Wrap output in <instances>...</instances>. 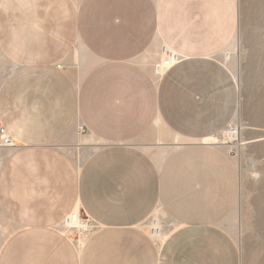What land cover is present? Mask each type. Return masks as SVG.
Here are the masks:
<instances>
[{
    "label": "crops",
    "instance_id": "obj_1",
    "mask_svg": "<svg viewBox=\"0 0 264 264\" xmlns=\"http://www.w3.org/2000/svg\"><path fill=\"white\" fill-rule=\"evenodd\" d=\"M240 16L238 0L0 2V264H241L240 174L212 140L239 111ZM162 46L181 59L158 74ZM75 210L95 225L82 248L61 226Z\"/></svg>",
    "mask_w": 264,
    "mask_h": 264
},
{
    "label": "rangeland",
    "instance_id": "obj_2",
    "mask_svg": "<svg viewBox=\"0 0 264 264\" xmlns=\"http://www.w3.org/2000/svg\"><path fill=\"white\" fill-rule=\"evenodd\" d=\"M238 1L241 26L228 60L240 90L239 111L231 122L238 136L231 138L225 128L212 140L227 148L240 174L239 199L225 229L238 246L241 264H264V0ZM8 68L0 55V75ZM247 132L253 139L244 141ZM7 232H0V244Z\"/></svg>",
    "mask_w": 264,
    "mask_h": 264
},
{
    "label": "built area",
    "instance_id": "obj_3",
    "mask_svg": "<svg viewBox=\"0 0 264 264\" xmlns=\"http://www.w3.org/2000/svg\"><path fill=\"white\" fill-rule=\"evenodd\" d=\"M181 59V56L175 51L169 49L166 46L161 47V57L159 61L154 65V70L158 74H163L170 67L178 63ZM228 128V135H232L235 133L237 128L232 126L231 123L226 127ZM81 130H83L81 128ZM232 131L231 134L229 132ZM0 135L2 136L1 144L4 146H9L12 144L9 137L6 135L3 128L0 127ZM62 229L65 233H73L74 241L78 248H82L84 246L86 236L89 232H91L95 225L91 219L87 216H81L79 211L75 210L69 213L67 217H65L61 223ZM149 234L155 241H161L162 231L158 224L156 218H153L151 224L148 226Z\"/></svg>",
    "mask_w": 264,
    "mask_h": 264
},
{
    "label": "bare ground",
    "instance_id": "obj_4",
    "mask_svg": "<svg viewBox=\"0 0 264 264\" xmlns=\"http://www.w3.org/2000/svg\"><path fill=\"white\" fill-rule=\"evenodd\" d=\"M232 131L229 132V134H231ZM238 136V130H236L235 133H232V135H230L231 138H236Z\"/></svg>",
    "mask_w": 264,
    "mask_h": 264
}]
</instances>
